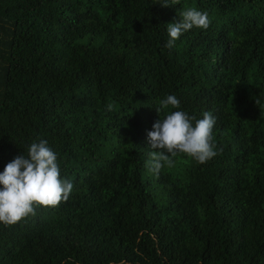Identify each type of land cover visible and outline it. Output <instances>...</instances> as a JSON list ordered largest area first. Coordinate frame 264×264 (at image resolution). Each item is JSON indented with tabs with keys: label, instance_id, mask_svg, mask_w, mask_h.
<instances>
[{
	"label": "trees",
	"instance_id": "obj_1",
	"mask_svg": "<svg viewBox=\"0 0 264 264\" xmlns=\"http://www.w3.org/2000/svg\"><path fill=\"white\" fill-rule=\"evenodd\" d=\"M164 2L0 0V172L46 140L73 183L0 223V264H264V0ZM189 7L210 26L165 47ZM167 95L161 119L215 116L218 154L153 174Z\"/></svg>",
	"mask_w": 264,
	"mask_h": 264
},
{
	"label": "clouds",
	"instance_id": "obj_2",
	"mask_svg": "<svg viewBox=\"0 0 264 264\" xmlns=\"http://www.w3.org/2000/svg\"><path fill=\"white\" fill-rule=\"evenodd\" d=\"M179 0H172V4ZM162 7H171L165 0ZM180 21L167 24L169 39L165 47L171 49L175 41L192 28L207 29L210 19L206 11L189 7L180 13ZM180 101L175 95H167L159 101L156 111L179 109ZM112 105H108V110ZM216 118L209 112L197 120L186 112L177 110L167 112L163 119H157L152 130L147 132L150 147L146 167L158 174L167 165L172 167L173 157L184 153L203 164L218 154L212 143V130ZM222 152V149L219 150ZM73 190L70 180L61 178L57 163V154L48 146L46 140L33 141L27 148V154H19L6 164L0 172V223L5 226L35 215L33 205L55 207L67 201Z\"/></svg>",
	"mask_w": 264,
	"mask_h": 264
}]
</instances>
